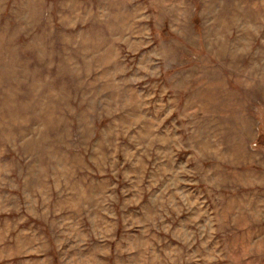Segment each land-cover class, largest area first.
Listing matches in <instances>:
<instances>
[{"label":"rangeland","instance_id":"1","mask_svg":"<svg viewBox=\"0 0 264 264\" xmlns=\"http://www.w3.org/2000/svg\"><path fill=\"white\" fill-rule=\"evenodd\" d=\"M0 264H264V0H0Z\"/></svg>","mask_w":264,"mask_h":264}]
</instances>
